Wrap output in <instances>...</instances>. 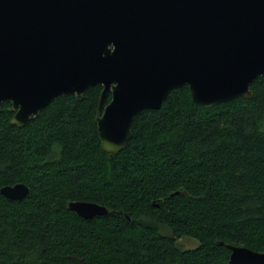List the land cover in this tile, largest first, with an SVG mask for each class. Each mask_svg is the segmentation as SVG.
<instances>
[{
  "label": "trees",
  "instance_id": "obj_1",
  "mask_svg": "<svg viewBox=\"0 0 264 264\" xmlns=\"http://www.w3.org/2000/svg\"><path fill=\"white\" fill-rule=\"evenodd\" d=\"M102 88L62 94L23 126L2 103L0 188L30 190L0 191V264H229L227 244L264 251V75L253 97L211 107L173 89L115 154L99 137ZM73 200L109 211L87 219Z\"/></svg>",
  "mask_w": 264,
  "mask_h": 264
},
{
  "label": "water",
  "instance_id": "obj_2",
  "mask_svg": "<svg viewBox=\"0 0 264 264\" xmlns=\"http://www.w3.org/2000/svg\"><path fill=\"white\" fill-rule=\"evenodd\" d=\"M262 75L264 0H0V109L11 101V123L23 126L60 95L101 84L96 120L111 154L173 89L211 107L253 97ZM29 190L0 188L12 199ZM69 208L87 219L109 211L87 200ZM227 246L229 264H264V251Z\"/></svg>",
  "mask_w": 264,
  "mask_h": 264
},
{
  "label": "rangeland",
  "instance_id": "obj_3",
  "mask_svg": "<svg viewBox=\"0 0 264 264\" xmlns=\"http://www.w3.org/2000/svg\"><path fill=\"white\" fill-rule=\"evenodd\" d=\"M179 243L184 248H193L199 245V241L196 238L188 236L181 237Z\"/></svg>",
  "mask_w": 264,
  "mask_h": 264
},
{
  "label": "flooded vegetation",
  "instance_id": "obj_4",
  "mask_svg": "<svg viewBox=\"0 0 264 264\" xmlns=\"http://www.w3.org/2000/svg\"><path fill=\"white\" fill-rule=\"evenodd\" d=\"M111 98H112V96H111ZM111 100V99H110Z\"/></svg>",
  "mask_w": 264,
  "mask_h": 264
}]
</instances>
